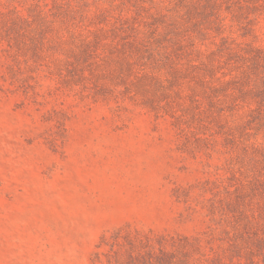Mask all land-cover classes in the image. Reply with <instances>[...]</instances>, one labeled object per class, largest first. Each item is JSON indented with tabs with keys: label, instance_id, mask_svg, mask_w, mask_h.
<instances>
[{
	"label": "rangeland",
	"instance_id": "obj_1",
	"mask_svg": "<svg viewBox=\"0 0 264 264\" xmlns=\"http://www.w3.org/2000/svg\"><path fill=\"white\" fill-rule=\"evenodd\" d=\"M0 264H264V0H0Z\"/></svg>",
	"mask_w": 264,
	"mask_h": 264
},
{
	"label": "trees",
	"instance_id": "obj_2",
	"mask_svg": "<svg viewBox=\"0 0 264 264\" xmlns=\"http://www.w3.org/2000/svg\"><path fill=\"white\" fill-rule=\"evenodd\" d=\"M134 260H136V259H134Z\"/></svg>",
	"mask_w": 264,
	"mask_h": 264
}]
</instances>
